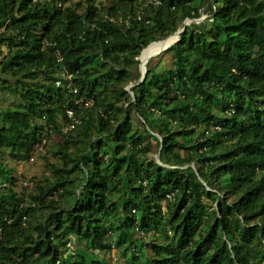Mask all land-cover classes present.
Here are the masks:
<instances>
[{"label": "trees", "instance_id": "16d2710c", "mask_svg": "<svg viewBox=\"0 0 264 264\" xmlns=\"http://www.w3.org/2000/svg\"><path fill=\"white\" fill-rule=\"evenodd\" d=\"M0 264H264V0H0Z\"/></svg>", "mask_w": 264, "mask_h": 264}, {"label": "rangeland", "instance_id": "374dc122", "mask_svg": "<svg viewBox=\"0 0 264 264\" xmlns=\"http://www.w3.org/2000/svg\"><path fill=\"white\" fill-rule=\"evenodd\" d=\"M206 17V15H202V17H200V20H203ZM189 20H187L188 22ZM169 45V44H168ZM167 47V46H166ZM165 50V47H162L160 50L156 51L155 53H153L152 55H150L148 61L152 58L153 62L155 63L158 58L159 55L163 54L162 52ZM163 58H165V55L163 56ZM147 61V62H148ZM145 68L142 64H140V73H141V77H143V74L145 73ZM155 154H151V156H154ZM6 158V162L10 165H14L17 169L18 172V189L21 186H26L29 185L30 182V177L33 175H39L43 169H44V163L42 162V159H39L36 155H33L32 159L29 160H24V161H17L15 159H10V157L6 154L5 155ZM25 181L28 182V184H24Z\"/></svg>", "mask_w": 264, "mask_h": 264}, {"label": "bare ground", "instance_id": "6f19581e", "mask_svg": "<svg viewBox=\"0 0 264 264\" xmlns=\"http://www.w3.org/2000/svg\"><path fill=\"white\" fill-rule=\"evenodd\" d=\"M175 36V35H174ZM174 36L171 37L169 40L160 41V42H153L151 43L140 55L139 59L141 64L146 67L147 61L153 53L160 50L162 47H165L168 43H171L174 39Z\"/></svg>", "mask_w": 264, "mask_h": 264}, {"label": "built area", "instance_id": "2783aa9c", "mask_svg": "<svg viewBox=\"0 0 264 264\" xmlns=\"http://www.w3.org/2000/svg\"><path fill=\"white\" fill-rule=\"evenodd\" d=\"M67 115H68V117L70 118H74V113H73V110H71V109H68L67 110ZM73 124H66V125H64L63 126V129L64 130H67L70 126H72ZM24 184H28V182L27 181H25V183Z\"/></svg>", "mask_w": 264, "mask_h": 264}, {"label": "water", "instance_id": "95a60500", "mask_svg": "<svg viewBox=\"0 0 264 264\" xmlns=\"http://www.w3.org/2000/svg\"><path fill=\"white\" fill-rule=\"evenodd\" d=\"M178 34H179V32H176V34H174L175 36H174V35H172V36H169V37H168V38H166V39H167V40H169L171 37H173V36H174V39H173V41H175V40L177 39V35H178ZM166 39H163V40H161V41H165ZM173 41H172V42H173ZM156 42H160V41H156ZM172 42H171V43H172ZM152 43H153V42H152ZM171 43H168V44L170 45ZM168 44H167V45H165V48H167V47L169 46ZM149 45H150V44H149ZM149 45H148V46H149ZM148 46H147V47H148ZM166 46H167V47H166ZM147 47H146V48H147ZM146 48H144V49L142 50V52H143V51H144ZM142 52H141V54H142ZM141 54H140V55H141ZM139 57H140V56H139Z\"/></svg>", "mask_w": 264, "mask_h": 264}]
</instances>
